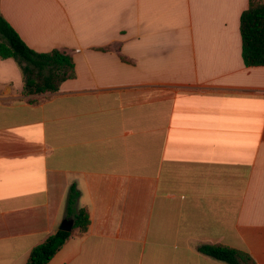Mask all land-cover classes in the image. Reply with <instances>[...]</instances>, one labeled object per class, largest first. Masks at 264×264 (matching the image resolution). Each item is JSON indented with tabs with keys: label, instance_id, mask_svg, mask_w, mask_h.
<instances>
[{
	"label": "crops",
	"instance_id": "crops-1",
	"mask_svg": "<svg viewBox=\"0 0 264 264\" xmlns=\"http://www.w3.org/2000/svg\"><path fill=\"white\" fill-rule=\"evenodd\" d=\"M248 0H0L33 51L74 76L23 93L0 59V264H26L66 218L89 225L47 264H264V66L246 67ZM70 220H72L70 218Z\"/></svg>",
	"mask_w": 264,
	"mask_h": 264
},
{
	"label": "trees",
	"instance_id": "trees-1",
	"mask_svg": "<svg viewBox=\"0 0 264 264\" xmlns=\"http://www.w3.org/2000/svg\"><path fill=\"white\" fill-rule=\"evenodd\" d=\"M241 55L246 67L264 66V0H248L247 8L239 20ZM0 59H13L23 77L25 95L55 92L59 86L74 76L71 56L64 51L36 52L30 49L10 24L0 16ZM79 192L70 186L66 199V218L73 220L70 232L57 230L33 247L26 264H47L69 239L72 232L86 231L89 219L86 211L77 208ZM205 255L226 264H256L244 251L223 246H203Z\"/></svg>",
	"mask_w": 264,
	"mask_h": 264
},
{
	"label": "water",
	"instance_id": "water-1",
	"mask_svg": "<svg viewBox=\"0 0 264 264\" xmlns=\"http://www.w3.org/2000/svg\"><path fill=\"white\" fill-rule=\"evenodd\" d=\"M73 228V220L65 219L61 222L59 230L64 232H70Z\"/></svg>",
	"mask_w": 264,
	"mask_h": 264
},
{
	"label": "rangeland",
	"instance_id": "rangeland-1",
	"mask_svg": "<svg viewBox=\"0 0 264 264\" xmlns=\"http://www.w3.org/2000/svg\"><path fill=\"white\" fill-rule=\"evenodd\" d=\"M17 64V63H16ZM18 65V64H17Z\"/></svg>",
	"mask_w": 264,
	"mask_h": 264
}]
</instances>
